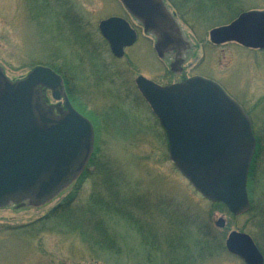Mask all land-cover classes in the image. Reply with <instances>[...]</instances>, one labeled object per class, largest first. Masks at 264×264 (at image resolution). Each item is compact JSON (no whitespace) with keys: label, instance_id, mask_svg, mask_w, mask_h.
<instances>
[{"label":"rangeland","instance_id":"rangeland-1","mask_svg":"<svg viewBox=\"0 0 264 264\" xmlns=\"http://www.w3.org/2000/svg\"><path fill=\"white\" fill-rule=\"evenodd\" d=\"M163 2L189 44L180 74L158 58L153 39L136 24L134 47L123 59L112 54L99 24L114 16L130 20L119 0H0L5 75L17 82L51 65L64 75L73 105L95 131L84 175L45 204L0 209V264H244L227 252L228 236L246 233L264 244L256 215L234 216L209 202L178 171L165 131L135 84L139 76L161 85L200 76L239 103L261 146L250 206L264 207V50L217 46L209 38L211 30L244 12L264 11V0ZM74 26L83 35L74 36ZM47 101L55 104L50 92ZM60 205L86 215V237H95L88 240L78 226L56 220V213L47 218ZM91 215H99L94 223L87 220ZM220 219L224 228L216 225Z\"/></svg>","mask_w":264,"mask_h":264},{"label":"water","instance_id":"water-1","mask_svg":"<svg viewBox=\"0 0 264 264\" xmlns=\"http://www.w3.org/2000/svg\"><path fill=\"white\" fill-rule=\"evenodd\" d=\"M119 1L157 37L161 54L176 52L177 63L183 64L189 44L163 0ZM99 30L117 58L137 41L136 32L118 17L102 21ZM209 38L217 46L236 43L264 50V11L242 13L229 25L211 30ZM136 85L166 132L171 161L193 188L234 216L249 212L248 177L256 139L243 108L218 84L201 77L163 87L140 76ZM41 88L58 99L62 80L40 66L13 82L0 67V209L25 201L47 203L83 173L92 156L91 122L67 101V112L56 117ZM216 225L224 228L225 221ZM226 250L245 264H264L246 233L232 232Z\"/></svg>","mask_w":264,"mask_h":264},{"label":"trees","instance_id":"trees-1","mask_svg":"<svg viewBox=\"0 0 264 264\" xmlns=\"http://www.w3.org/2000/svg\"><path fill=\"white\" fill-rule=\"evenodd\" d=\"M82 28V27H81ZM80 28V29H81ZM80 29L77 30V27H72L71 28V31L73 33L74 36H78V35H83V33H80ZM79 31V32H78ZM75 32H78V34H76ZM71 33V32H70ZM79 37H76V39H78ZM80 40V38H79ZM48 66H51V65H48ZM55 70V68L53 69ZM257 150H256V153H255V156H254V159H253V162L251 164V169H250V174H249V184H248V189L250 190L249 192H251V185L253 183V180H254V177L256 176V172H257V166H258V163H259V160L261 159V155H260V151H261V146H259V140H257ZM84 175V174H83ZM258 175V174H257ZM256 178V177H255ZM255 185V184H254ZM255 188H257V186L255 185ZM253 201V200H252ZM251 205H252V208L250 210V212L254 215H256V218H258L259 221H256V226L257 229H259V233L258 235H263L264 234V207L261 206L260 208H258V205L256 206L254 204V202H251ZM61 207V209L59 208ZM60 209V210H59ZM249 212V213H250ZM52 213H56L54 214L53 216H55V219L56 220H64L65 222L69 223V225L71 226H78L79 229H81V232L85 235H88V233H85L86 230H88L87 226H86V221H85V216L86 215H72L73 211L70 209V206L68 207H65V206H58L56 207L55 209H53L50 214L47 216V218H49L50 216H52L51 214ZM52 216V217H53ZM99 215H91V218L87 219V220H91V222L94 223V220L98 217ZM51 217V218H52ZM78 218V219H76ZM42 220H45V219H42ZM76 220H79V221H82V222H78ZM99 222V221H98ZM99 223H96L95 225L94 224H91V225H94V227H97L98 229H101L98 225ZM95 236L94 235H90V238H94ZM98 236H96V241H98L97 243H101V238H97ZM88 240L90 239L89 237H86ZM257 238V237H256ZM255 238V239H256ZM98 239V240H97ZM254 239V240H255ZM255 243L257 244V246L259 247L260 251L263 253L264 255V244L262 243V241L258 238V240L256 241L255 240Z\"/></svg>","mask_w":264,"mask_h":264},{"label":"flooded vegetation","instance_id":"flooded-vegetation-1","mask_svg":"<svg viewBox=\"0 0 264 264\" xmlns=\"http://www.w3.org/2000/svg\"><path fill=\"white\" fill-rule=\"evenodd\" d=\"M123 6V5H122ZM125 9V7H123ZM126 10V9H125ZM128 16L130 17V20L128 18H124V17H120V16H114V17H118V18H121L123 20H125L129 26L136 32L137 34V41H138V38H139V28H142L143 29V32H144V36L148 37V38H151L153 39L154 41V50L158 56V58L161 60V61H165L168 63V67H169V70L171 72H174V73H177V74H180L182 73L181 71L178 70V67H181L183 64L181 63H177L178 62V58L176 57V52H173V51H163V53L161 54V52L159 51V49H157V44H158V39L155 35L151 34V33H147L141 22H139L137 19H135L127 10H126ZM112 18V17H110ZM135 24L137 27H135ZM137 41L130 47H127L124 49V56L122 58H117V59H123L125 57V54H126V51L133 48L134 45L137 43ZM227 45V44H225ZM224 46V45H223ZM55 73L57 75L60 76L61 80H62V90L59 89V97L58 99H55V104L54 105H49L48 101H47V95L49 93V90L48 89H45V88H41L42 89V94H43V98H44V101H45V104L49 107H52L53 108V111L55 113V116L56 117H61L62 114L66 113L67 112V108H66V101L70 104V106L76 110L79 114H81L76 108L75 106L73 105V101L71 100L72 98V89L69 87V89H67V84H66V81L64 79V75H61L59 72L55 71ZM186 79V78H185ZM183 78V80H185ZM177 83V82H175ZM138 90V89H137ZM83 116V114H81ZM85 117V116H84ZM88 119V118H87ZM93 125V124H92Z\"/></svg>","mask_w":264,"mask_h":264}]
</instances>
